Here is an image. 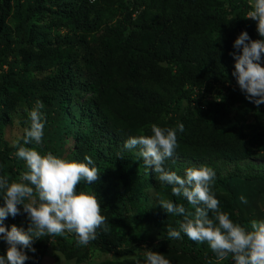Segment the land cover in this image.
I'll return each mask as SVG.
<instances>
[{"label": "trees", "instance_id": "16d2710c", "mask_svg": "<svg viewBox=\"0 0 264 264\" xmlns=\"http://www.w3.org/2000/svg\"><path fill=\"white\" fill-rule=\"evenodd\" d=\"M249 10V0H0V175L18 179L26 170L14 144L23 143L39 100L43 141L25 146L91 157L99 180L78 191H94L107 218V231L97 229L87 246L71 233L35 240L25 264H39L49 245L79 263L99 251L117 258L97 264H143L147 246L171 264H216L206 242L183 233L168 239V226L182 217L168 215L159 200L192 206L124 148L130 136L150 135L152 124L184 125L167 169L183 176L188 167L209 166L212 190L233 221L247 225L256 211L264 214V174L223 175L216 164L264 157V104L249 102L232 76L236 37L244 30L261 39ZM16 112L23 130L10 144L3 132ZM4 224L26 229L22 206ZM6 247L0 240V254ZM53 264H61L57 255Z\"/></svg>", "mask_w": 264, "mask_h": 264}, {"label": "clouds", "instance_id": "9594fccd", "mask_svg": "<svg viewBox=\"0 0 264 264\" xmlns=\"http://www.w3.org/2000/svg\"><path fill=\"white\" fill-rule=\"evenodd\" d=\"M250 10L246 18L256 22L261 39H252L242 30L233 47L240 50L230 53L235 60L232 76L245 98L257 106L264 104V0H249ZM41 101H36L29 113L30 124L25 128L23 143L17 142L16 157L23 160L26 170L18 179L0 175V240L7 245L0 254V264H25L29 259L25 249L35 253V240L43 237L74 234L77 246H87L96 239L97 229L107 231V218L102 215L101 205L94 191H78L83 182L95 184L99 170L91 157L84 161L55 155L51 151L41 153L35 147L25 145L35 142L41 145L44 135L45 116L40 111ZM184 131L183 123L177 127H161L152 124L150 135L130 136L124 142L127 150L135 149L144 166L154 171L156 178L171 186L176 197H183L192 210L172 200L161 198L159 205L168 215L182 217L178 227L167 228V237L181 239V234L197 243L206 242L220 261L231 259L234 264H264V218L252 219L247 225L233 221L221 210L220 202L212 190L216 173L213 168L201 165L188 167L179 175L165 167L178 148L177 133ZM123 159L122 155L118 156ZM247 203L245 196L239 197ZM26 214L28 225L6 227L9 215ZM211 213V216H210ZM143 264H171L161 252L144 246ZM136 264H141L139 259Z\"/></svg>", "mask_w": 264, "mask_h": 264}, {"label": "rangeland", "instance_id": "374dc122", "mask_svg": "<svg viewBox=\"0 0 264 264\" xmlns=\"http://www.w3.org/2000/svg\"><path fill=\"white\" fill-rule=\"evenodd\" d=\"M210 98L217 99L215 95H212ZM20 116V113L16 112L13 116L12 123L8 124L4 129L3 137L8 140L10 144H14L21 136L23 127L20 124ZM216 164L220 165L219 172L223 175H229L233 171H237L243 175H250L254 173L264 174V157L260 156L257 152L254 153L249 159H244L238 162L218 160L216 161ZM259 218H264V214H261L260 211H256L253 219ZM56 255L58 256V262L61 264H97L102 260H113L117 258V256H115L113 253H101L99 251H93L90 253V256L87 260L79 263L75 260H66L59 252L54 251L51 245H49L42 261L39 264H53L55 262ZM225 260H217L216 264H225Z\"/></svg>", "mask_w": 264, "mask_h": 264}]
</instances>
